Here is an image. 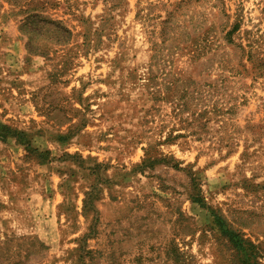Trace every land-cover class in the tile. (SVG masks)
<instances>
[{"label":"rangeland","instance_id":"1","mask_svg":"<svg viewBox=\"0 0 264 264\" xmlns=\"http://www.w3.org/2000/svg\"><path fill=\"white\" fill-rule=\"evenodd\" d=\"M0 264H264V0H0Z\"/></svg>","mask_w":264,"mask_h":264}]
</instances>
